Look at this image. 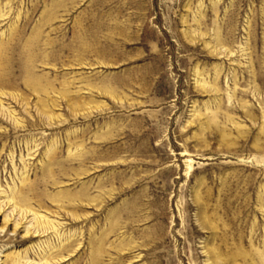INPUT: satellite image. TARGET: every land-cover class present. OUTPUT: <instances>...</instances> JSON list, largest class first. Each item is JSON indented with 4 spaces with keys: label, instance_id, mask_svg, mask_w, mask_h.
<instances>
[{
    "label": "rangeland",
    "instance_id": "1",
    "mask_svg": "<svg viewBox=\"0 0 264 264\" xmlns=\"http://www.w3.org/2000/svg\"><path fill=\"white\" fill-rule=\"evenodd\" d=\"M0 83V264H264V0H0Z\"/></svg>",
    "mask_w": 264,
    "mask_h": 264
},
{
    "label": "bare ground",
    "instance_id": "2",
    "mask_svg": "<svg viewBox=\"0 0 264 264\" xmlns=\"http://www.w3.org/2000/svg\"><path fill=\"white\" fill-rule=\"evenodd\" d=\"M3 17V16H2ZM3 34V33H2ZM13 82V80H12ZM4 84L0 83V87L3 86ZM2 89V88H1ZM42 92V90L40 91ZM3 94V93H2ZM5 98V97H4ZM2 101V100H0ZM0 109L2 110V104H0ZM8 111V109H7ZM4 113V112H3ZM10 113V112H9ZM7 114V113H6ZM11 119V115L8 116ZM13 118V117H12ZM17 125V124H16ZM22 216V215H21ZM32 220L34 221L33 225H29L30 228H33L34 233H32L30 236L34 237L36 235L40 234H45L49 229H52V223H50L47 219L44 217H38V216H33ZM51 226V227H50ZM16 228V225L14 226V229ZM37 230V231H35ZM29 230L26 231L25 234H28Z\"/></svg>",
    "mask_w": 264,
    "mask_h": 264
}]
</instances>
